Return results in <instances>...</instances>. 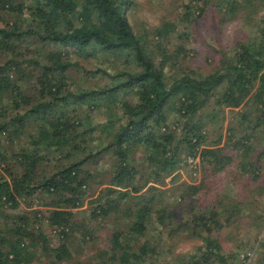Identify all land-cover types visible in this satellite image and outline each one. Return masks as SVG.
Masks as SVG:
<instances>
[{"label":"trees","instance_id":"1","mask_svg":"<svg viewBox=\"0 0 264 264\" xmlns=\"http://www.w3.org/2000/svg\"><path fill=\"white\" fill-rule=\"evenodd\" d=\"M201 2L209 0H191L177 21L138 32L128 14L133 0H0V135L28 142L15 153L20 173H13L0 140V264H29L36 248L27 244L35 236L29 216L7 223L5 208L31 195L52 198L48 221L64 240L74 208L91 191L92 167L103 160L112 168L91 201L92 216L111 232L95 264H169L168 239L186 238L195 243L172 255L175 264H264V239L249 263L243 238L226 243L248 226L256 234L263 228L264 213L255 208L264 201V18L257 39L240 43L215 71L198 72L182 61L190 53L185 44H169L178 23L205 15ZM221 3L222 22L263 7L256 0ZM206 108L212 115L241 108L243 136L230 129L223 145L219 139L205 146ZM172 112L182 119L179 135L169 125ZM183 151L202 160L200 182L149 185L164 184ZM44 161L58 162L48 171ZM221 172L230 176L219 190ZM237 183L254 194L251 200L238 196ZM39 237L51 264L74 258L67 242L51 248Z\"/></svg>","mask_w":264,"mask_h":264},{"label":"rangeland","instance_id":"2","mask_svg":"<svg viewBox=\"0 0 264 264\" xmlns=\"http://www.w3.org/2000/svg\"><path fill=\"white\" fill-rule=\"evenodd\" d=\"M190 1L191 0H133L131 5L132 8L128 11L130 23L133 25L135 31L150 32L155 26L161 25L164 21L175 22L180 16H184L185 5ZM221 1L222 0H209L208 3H199L200 7L208 6L205 15L197 19V21L194 17L190 18L195 22L187 20L178 23L177 30L175 31L176 33L173 32L170 34L172 42L169 44V47L171 50L176 47L177 43L185 44L190 53L186 58H183L182 61L186 66L198 72L210 73L215 71L222 66L221 62L223 59L226 60L234 53V49L240 43L255 40L260 35L257 27L262 26L260 20L264 18V0H256V4L263 6L260 9L245 8L240 11L241 13H238V18H234L228 22H222L223 13L226 12V8L220 7L222 5ZM238 1L242 2V0ZM199 12L200 10L197 9L196 15H199ZM243 15H246L249 19H242L241 16ZM0 25H2L1 21ZM185 28L186 30H184ZM184 31L191 32V39L189 41L186 40V38H180V33ZM246 108L243 109L246 110ZM210 110L211 109L206 108L200 112L204 117V133L206 135L205 146H215V144H217L216 141L219 139L221 140L219 145H223L225 137L229 133L228 130L230 129L236 131L237 137L243 136V121L240 119L241 114L238 113L241 112V108H227L220 113L215 109L213 112L214 115L209 114ZM256 114H253L252 120H254V115ZM195 119L197 120V117ZM94 120L96 122L101 121L99 113L95 112ZM169 125L176 130L178 135L181 134L183 123L177 112L170 113ZM245 125L247 124L245 123ZM0 140L2 141V146L5 148L2 149V152H4L3 154L10 159V162H7V164H9L11 171L13 173H20L16 166L15 153L22 145L28 142L23 136L19 139L7 134L0 135ZM181 156L183 158V163H181L180 168L172 175L165 178L164 184L150 183L149 185L154 184L158 188L167 189L174 187L178 182L182 184L200 182L204 172L202 160L200 159V162L196 166H192L188 162L186 151H183ZM57 162L58 161H44L42 163V168L43 170L52 171ZM89 164L90 166L93 165L92 162ZM111 168L112 163L109 160H103L93 165L92 171L94 172V181L91 191L88 197H86L85 202L74 208L75 214L73 224L71 227H68V235L64 240L61 234L53 233V228L48 221L49 212L56 208L54 207L55 204L51 203L52 198L45 195H31L21 199L20 206L16 209L9 207L5 208V215L3 216L9 217L7 223L12 224L17 214H26L29 216V228L35 236L29 238L27 244L30 245V242L36 245V248H34L33 260L29 264L52 263L53 258L46 252L43 238L39 237L40 234L47 237V245L51 248L58 247L62 242H67L73 252L74 258L71 262H64L63 264H75L76 262L80 264L96 263L97 249L102 247L105 248L108 245L111 230L109 224L105 222V220L102 218L96 219L92 216V210L97 203H91V201L98 198L101 190L107 186V184L102 183V180L108 176ZM195 171L197 173L196 175L194 174ZM263 173L264 168L260 171V174ZM173 176L176 177L175 182L172 181ZM229 176L230 174L227 172H221L218 175L217 179H219V181L216 185L219 190L224 188V183ZM245 177L247 178L248 175ZM261 181L262 184H264V177L261 178ZM236 187L238 196L248 200L252 199L254 194H251L247 188H243L241 184H238ZM146 189L147 188L143 191H146ZM166 195V199L170 197V199L173 200L170 193ZM104 200H106V197ZM255 209H257L258 212L264 213V201H260ZM234 230V234H236L237 230ZM242 238L244 243H248V245L244 247L245 253H242V251L240 253L245 254L243 258L246 263H249L251 259L254 258L255 254H257L259 243L264 239V219L262 232L260 234H256L252 230V227L248 226L243 235L226 237V243L229 247H233V245L235 246L237 244L236 240ZM168 243L169 245H167L166 249L170 251L168 261L169 264H175L172 255L184 254L195 241L187 238L181 241L177 239H172V241H170L168 239ZM49 246L47 247L48 249H50Z\"/></svg>","mask_w":264,"mask_h":264},{"label":"built area","instance_id":"3","mask_svg":"<svg viewBox=\"0 0 264 264\" xmlns=\"http://www.w3.org/2000/svg\"><path fill=\"white\" fill-rule=\"evenodd\" d=\"M188 162L192 165V166H196L199 162H200V158L199 156H189L188 157ZM194 174L196 175V171L194 172Z\"/></svg>","mask_w":264,"mask_h":264}]
</instances>
